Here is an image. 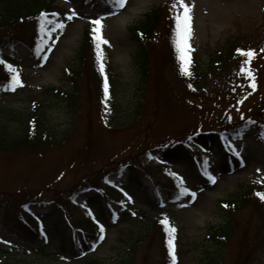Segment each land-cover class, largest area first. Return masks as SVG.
Listing matches in <instances>:
<instances>
[{"label": "rangeland", "instance_id": "374dc122", "mask_svg": "<svg viewBox=\"0 0 264 264\" xmlns=\"http://www.w3.org/2000/svg\"><path fill=\"white\" fill-rule=\"evenodd\" d=\"M54 3L66 14L54 21L55 38L46 45L41 59L23 44L0 52V58L4 56L21 70L22 81L14 91L0 87V117L12 109L15 114L9 122L25 125L23 117L38 112L53 131L48 145L38 151L8 153L0 149V199L8 200L7 209L0 210V264H118L144 233L149 239L141 248L153 252L151 224L159 217H167L176 229V264H205L219 250L210 239L211 228L227 219L221 201L251 184H264V123L256 113L259 106L264 111V51L259 50L253 66L255 90L250 78L241 84L237 73L230 70L235 61L218 62L213 68L212 60L232 40L257 50L264 47V0H186L193 5L189 44L191 69L197 75L193 74L192 86L169 64L158 67L157 61L151 63L145 80L137 61L141 45L131 25L159 4L173 8L174 0H126L122 8L114 0ZM121 16H125L124 22L119 21ZM97 19L101 20L100 34L108 41L100 44V51L109 75V92L105 96L94 86L88 91L82 78L76 106L45 89L71 90L68 70L76 68L85 30L96 27L92 21ZM58 21L64 23L63 29L55 28ZM242 115L250 116L248 126L227 136L239 159L227 154L220 132L212 129L193 135L197 149L209 157L201 174L185 134L197 128L224 127L226 120ZM101 171L106 172L101 183L106 189L126 187L128 210L115 200L121 197L115 194L111 199L91 187L75 196L64 214L51 213L57 190L84 179L94 181ZM206 173L215 177V183ZM169 179L188 189L186 195L171 198L163 188ZM18 191L26 193V198L36 193L46 198L45 203L23 206L46 216L47 222L41 225L50 241L32 242L18 230L17 214H12L18 210ZM96 217L104 225L103 240L86 233L91 246L85 253L74 254L68 243L61 254L56 253L55 247L62 245L61 233L65 241L71 236L80 240L82 234L72 225L84 226ZM251 233L254 235L255 226ZM260 243L246 260L250 251L239 256L241 250L230 242L218 264H264V241Z\"/></svg>", "mask_w": 264, "mask_h": 264}, {"label": "trees", "instance_id": "16d2710c", "mask_svg": "<svg viewBox=\"0 0 264 264\" xmlns=\"http://www.w3.org/2000/svg\"><path fill=\"white\" fill-rule=\"evenodd\" d=\"M52 3L51 0H0V50L23 44L31 52L41 55L44 44L51 39V34L47 31L49 29L48 23H45V31H41V13H47L50 21L60 13ZM175 12L168 6H158L145 13L141 20L131 26V32L141 45L137 54V61L145 80L149 75L151 63L157 61L158 67L169 64L177 72L179 78L192 86L191 79H194L193 74L197 75V72L191 71L189 67L188 72L190 74H182L181 72L180 54L175 46ZM97 43L93 32L86 29L79 48L76 68L68 71V76L73 84L71 90L64 91L57 87L46 88L45 90L56 96H64L78 106L81 79L85 78L88 91L94 86L97 90L99 89L100 94H103L105 76L100 71L101 57L98 58ZM248 49V45L230 41L224 50L219 51L218 55L212 58L213 68L218 62L224 64L235 59H237L236 64H242L248 60V57L242 55L238 50L247 51ZM236 64L234 67H229L231 71L236 69ZM11 76L12 72L0 64V85L10 84ZM13 114L15 112L11 109L7 111L8 116L2 114L0 117V149L2 151L8 153L34 152L48 145V140L53 131L43 123L38 112L23 117L22 121L25 125L20 124L21 121L18 125V122H9L11 120L9 117L13 119ZM194 131L185 134L186 137ZM195 153L201 154L197 151ZM119 165L121 166L122 163ZM105 173L101 171V175L94 181L84 179L83 182L78 181L67 189L57 190L56 196L52 198L55 207L51 213L60 216V211L62 212L67 205H70L73 197L82 194L90 187L96 188L106 195L112 194L111 188L106 189L105 184H103L104 187L101 185ZM168 190L175 192V187H169ZM256 193H264V188L249 187L223 201L227 219L221 226L211 228L209 233L212 242L219 247L218 254L209 256L205 264H218L225 255L227 244L230 242H233L235 247L241 250L240 254L238 250L239 256L242 252L249 250L250 253L244 256V259H250L256 250L255 248L261 244V241H264V200ZM15 200L18 210H13L12 214H17V221L20 224L18 228H20L21 234L33 242L40 240L43 234L38 226V216L39 218L41 216L32 213L38 211H31L23 205L45 203L46 198L38 196V193L26 198V193L18 191ZM6 201L8 200L5 198L0 199V210L7 209ZM6 214H8L7 211ZM163 220L157 219L151 224L154 228V235L149 243H155L153 252L150 253L149 250L146 252L141 248L143 241L149 239L148 234L144 233L145 235H141L139 239L132 242L129 253L118 260V264H168L170 260L167 245L168 232L165 224L162 223ZM253 226H255L254 235L251 233ZM83 228L90 234L96 233L99 229L94 221L88 220ZM65 239V234L61 233L62 246L68 243L75 252L80 250V243L76 242L73 237L66 241ZM62 246L60 248L55 247V250L60 252Z\"/></svg>", "mask_w": 264, "mask_h": 264}, {"label": "snow or ice", "instance_id": "6c2138e0", "mask_svg": "<svg viewBox=\"0 0 264 264\" xmlns=\"http://www.w3.org/2000/svg\"><path fill=\"white\" fill-rule=\"evenodd\" d=\"M114 3L117 4L119 7H124L126 0H114ZM192 7L193 5H190L189 3H186V0H174L173 3V8L177 9V11L174 14V19H175V46L177 48V51L179 52V59L181 61V72L182 74H190L188 72V67L190 64V56L189 53L191 51L189 40L192 35ZM182 9V11H181ZM75 15V12L72 13V15L68 16V19L71 20L73 16ZM41 19V31H45V23L51 24L52 21L48 20V14L47 13H41L40 16ZM92 24L95 25L92 29V32L94 34L95 40L98 42L97 43V51H98V58L100 57L101 53L99 51L100 49V44L101 43H108V41L104 40L102 38L101 33V20H93ZM65 27L64 23L62 21H58L55 23V28L57 29H63ZM53 29H48L47 31L51 32ZM241 52L242 55H245L248 57V60L245 61V63H249L251 58L254 56V52L252 50H238ZM264 51V50H262ZM0 63H6L4 61H0ZM8 69L13 73L11 76L10 80V89L15 90L17 86H22V81L20 80L19 77V70L16 69L13 65L8 64L7 65ZM100 71L101 73L104 72V65L103 63L100 64ZM240 72L242 74H246L247 77L250 78V86L253 90L256 88L255 84V77L253 76V73L249 68L244 67V65L241 66ZM104 93L105 96L108 94V83H107V77H104ZM239 155V153H236ZM209 175V180L213 183H215V177ZM189 190L186 188H182L183 193H187ZM262 200H264V193H256ZM127 195V194H126ZM193 198H195V193L191 194ZM131 199V197H129ZM227 207V205H225ZM163 224L166 226V231L168 232V240H167V245H168V250H169V255L171 257V264H176V255H175V245H174V239H175V232L176 229L172 226H170L167 217L164 218L162 221ZM100 239L103 240L104 236V226L100 225Z\"/></svg>", "mask_w": 264, "mask_h": 264}, {"label": "bare ground", "instance_id": "6f19581e", "mask_svg": "<svg viewBox=\"0 0 264 264\" xmlns=\"http://www.w3.org/2000/svg\"><path fill=\"white\" fill-rule=\"evenodd\" d=\"M124 20H125V16H121V17H119V21H120V22H124Z\"/></svg>", "mask_w": 264, "mask_h": 264}]
</instances>
